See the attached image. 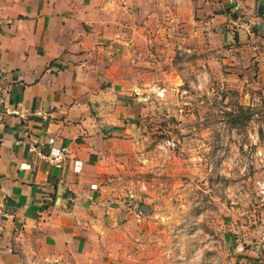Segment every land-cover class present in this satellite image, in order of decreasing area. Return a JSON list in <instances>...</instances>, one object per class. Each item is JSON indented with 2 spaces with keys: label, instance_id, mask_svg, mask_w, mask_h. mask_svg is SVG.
Segmentation results:
<instances>
[{
  "label": "crops",
  "instance_id": "crops-1",
  "mask_svg": "<svg viewBox=\"0 0 264 264\" xmlns=\"http://www.w3.org/2000/svg\"><path fill=\"white\" fill-rule=\"evenodd\" d=\"M147 1L0 0V264H123L131 211L107 181L136 132L135 104L110 59ZM170 1L264 87V0ZM256 256L264 264V247Z\"/></svg>",
  "mask_w": 264,
  "mask_h": 264
},
{
  "label": "rangeland",
  "instance_id": "rangeland-1",
  "mask_svg": "<svg viewBox=\"0 0 264 264\" xmlns=\"http://www.w3.org/2000/svg\"><path fill=\"white\" fill-rule=\"evenodd\" d=\"M147 2L120 26L110 59L112 80L135 104L136 132L107 181L109 197L131 211L120 262L257 264L264 87L254 71L229 69L202 19Z\"/></svg>",
  "mask_w": 264,
  "mask_h": 264
},
{
  "label": "built area",
  "instance_id": "built-area-1",
  "mask_svg": "<svg viewBox=\"0 0 264 264\" xmlns=\"http://www.w3.org/2000/svg\"><path fill=\"white\" fill-rule=\"evenodd\" d=\"M229 4L235 5V9H237V0H227ZM0 28H1V22H0ZM63 151L58 152V154H51L46 156V160L53 164H59L63 160ZM259 192L261 194H264V180L257 182ZM258 245L261 247H264V230L261 231L259 237H258Z\"/></svg>",
  "mask_w": 264,
  "mask_h": 264
}]
</instances>
